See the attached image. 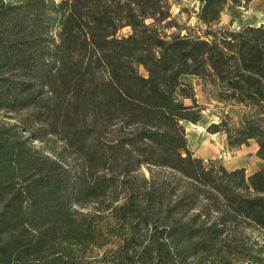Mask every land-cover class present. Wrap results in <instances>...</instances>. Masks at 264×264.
<instances>
[{
	"label": "trees",
	"instance_id": "obj_1",
	"mask_svg": "<svg viewBox=\"0 0 264 264\" xmlns=\"http://www.w3.org/2000/svg\"><path fill=\"white\" fill-rule=\"evenodd\" d=\"M252 2L205 0L195 36L164 32L167 0H0V264L246 258L264 233V26H216ZM197 86L242 109L207 131L255 141L258 172L190 150Z\"/></svg>",
	"mask_w": 264,
	"mask_h": 264
},
{
	"label": "rangeland",
	"instance_id": "obj_2",
	"mask_svg": "<svg viewBox=\"0 0 264 264\" xmlns=\"http://www.w3.org/2000/svg\"><path fill=\"white\" fill-rule=\"evenodd\" d=\"M171 6L172 15V25L173 27L166 28L165 33L169 34H182L185 35L189 33L190 35L202 34L205 31V25L199 19L200 10L203 6L205 0H167ZM229 4V3H228ZM252 5V4H251ZM251 5L248 9L242 8L237 14H233L230 10L229 16H233L237 21L233 24H220L216 28H222L233 24L232 29L240 31L244 26L252 25L251 27L264 26V6H259L258 11L254 14H248ZM236 7V6H235ZM260 8V9H259ZM227 9V8H226ZM226 11V10H225ZM225 15V13L223 14ZM222 15V16H223ZM229 16H225L228 19ZM222 18V17H221ZM231 20V19H230ZM131 29L125 28L119 34V36H127L130 34ZM189 83L197 85L198 80L193 77H185ZM196 94H198V99L200 104L207 107L205 112V118L203 121L198 123V125L183 122L186 128L187 139H189V144L193 147H198L199 149L207 153V165L226 168L228 171L233 170V167H247L249 173L255 170L258 163H262V160L257 157L256 150H258V145L255 141H251L248 145H243L240 149L231 150L228 145V139L223 134H210L207 129L213 123H219L220 116L224 113L230 114L232 117L237 118L242 109L236 107L232 104L222 105L217 102L210 101L207 94L204 93L201 87H196ZM213 151V152H212ZM214 153L213 155H211ZM260 161V162H259ZM261 166V164H260ZM248 175V173H247ZM243 252L246 253L245 259H235L233 264H264V233L261 231L247 230L245 236L243 237V243L240 245ZM103 256V250L100 251V258ZM92 264H102L101 260L93 261Z\"/></svg>",
	"mask_w": 264,
	"mask_h": 264
},
{
	"label": "crops",
	"instance_id": "obj_3",
	"mask_svg": "<svg viewBox=\"0 0 264 264\" xmlns=\"http://www.w3.org/2000/svg\"><path fill=\"white\" fill-rule=\"evenodd\" d=\"M252 5H251V8H250V10L247 12V15L249 14H254V12H257L258 11V7L259 6H264V0H254V2H252L251 3ZM260 9V8H259ZM232 11L233 12V14H237V13H239L240 11L239 10H242L241 9V7H235V5L234 4H232V3H229L228 4V6H227V9H226V11H225V15H223L222 16V18H221V20H222V22H221V24H230L231 22H233L234 24L236 23L235 21H237V19H235L233 16H229V15H231L230 14V12L229 11ZM260 11V10H259ZM258 11V12H259ZM225 16H229V18L228 19H225L224 20V18H225ZM231 19V20H230ZM249 26H252V25H249ZM189 147H190V150L194 153V154H196V156L197 157H201V158H203L204 160L207 158V153H205V151H203V150H201V149H199L198 147H193L192 145H191V143L189 144ZM213 152V151H212ZM256 152H257V150H256ZM214 153H212L211 155H213ZM260 162V161H259ZM260 164H261V162L260 163H258V166H256L257 168L255 169V170H253L251 173H249V170L247 169V167H233V170H235V169H244V168H246V170H247V173H248V176H251V175H253V174H255L256 172H258L260 169H261V167H260Z\"/></svg>",
	"mask_w": 264,
	"mask_h": 264
},
{
	"label": "built area",
	"instance_id": "obj_4",
	"mask_svg": "<svg viewBox=\"0 0 264 264\" xmlns=\"http://www.w3.org/2000/svg\"><path fill=\"white\" fill-rule=\"evenodd\" d=\"M206 163H208L207 161H205Z\"/></svg>",
	"mask_w": 264,
	"mask_h": 264
}]
</instances>
